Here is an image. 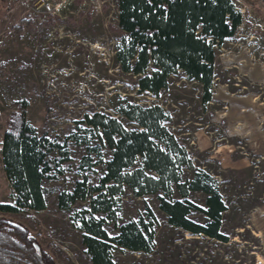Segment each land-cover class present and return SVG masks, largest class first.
I'll list each match as a JSON object with an SVG mask.
<instances>
[{
    "label": "rangeland",
    "instance_id": "1",
    "mask_svg": "<svg viewBox=\"0 0 264 264\" xmlns=\"http://www.w3.org/2000/svg\"><path fill=\"white\" fill-rule=\"evenodd\" d=\"M232 1L242 24L215 48L210 98L204 101L202 86L182 71L152 96L138 90L135 76L119 69L117 0H0V204L13 203L1 142L7 121L20 110L18 103L24 102L26 122L69 156V164L58 162L43 182V210L0 216L26 228L55 264H92L80 225L92 214L89 200L61 209L58 199L78 181L96 186L103 171L97 157L91 165H80L84 139L70 135L96 144L102 160H108L111 150L81 123L86 115L102 113L128 130L137 129L116 111L123 99L159 106L168 115L166 127L192 164L183 170L184 179L202 170L216 180L226 206L219 232L227 242L172 227L159 209L160 195L136 197L125 187L113 217L92 216L113 237L117 227L146 218L149 209L154 237L148 253L114 246V264H264V0ZM14 26L22 30L13 31ZM172 198L179 199L175 189ZM204 198L196 192L188 196L199 207ZM190 217L203 220L196 211Z\"/></svg>",
    "mask_w": 264,
    "mask_h": 264
},
{
    "label": "trees",
    "instance_id": "2",
    "mask_svg": "<svg viewBox=\"0 0 264 264\" xmlns=\"http://www.w3.org/2000/svg\"><path fill=\"white\" fill-rule=\"evenodd\" d=\"M118 26L121 33L115 51L119 69L137 78L140 92L152 96L163 90L168 78L179 71L198 82L209 101L213 81L215 48L232 38L242 24V14L232 0H117ZM26 20H23L25 22ZM26 25L27 21H26ZM28 30H32L29 26ZM13 31L20 32L21 26ZM6 123L1 142V162L13 200L11 205L0 204V214L20 210L41 211L46 201L45 179L58 162L69 164L67 152L60 153L58 142L30 126L25 120L24 102L18 103ZM117 113L132 122L137 129L128 130L117 119L94 113L86 115L81 124L97 134V142L111 150L108 160H102L97 145L91 146L84 137L85 155L80 165H91L99 159L103 171L96 186L88 187L85 179L74 189L59 195L58 205L67 209L78 200H89L91 216L83 217L82 244L92 264H114V246L132 252L148 253L153 242L154 215L147 210L140 217L117 227V235L110 237L102 220L94 214L113 217L114 208L124 188L134 196L160 195L159 209L172 227L194 236H205L227 242L220 234L226 206L218 184L209 174L195 170L187 179L183 170L192 169L184 148L167 129L168 115L159 106L143 107L121 100ZM88 128V129H87ZM80 145V144H79ZM57 152L54 158L51 154ZM97 153V156L95 155ZM140 159V165L136 161ZM174 189L179 199H173ZM204 195L199 207L188 200L189 193ZM199 212L203 220L190 216ZM0 264H55L40 249L36 240L23 226L0 216Z\"/></svg>",
    "mask_w": 264,
    "mask_h": 264
}]
</instances>
